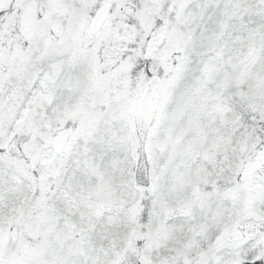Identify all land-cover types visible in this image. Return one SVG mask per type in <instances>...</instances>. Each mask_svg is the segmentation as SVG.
Listing matches in <instances>:
<instances>
[{"label":"snow or ice","instance_id":"snow-or-ice-1","mask_svg":"<svg viewBox=\"0 0 264 264\" xmlns=\"http://www.w3.org/2000/svg\"><path fill=\"white\" fill-rule=\"evenodd\" d=\"M0 264H264V0H0Z\"/></svg>","mask_w":264,"mask_h":264}]
</instances>
